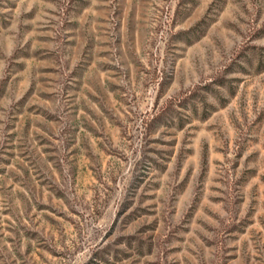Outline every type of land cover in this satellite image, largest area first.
Masks as SVG:
<instances>
[{
	"label": "rangeland",
	"instance_id": "1",
	"mask_svg": "<svg viewBox=\"0 0 264 264\" xmlns=\"http://www.w3.org/2000/svg\"><path fill=\"white\" fill-rule=\"evenodd\" d=\"M0 264H264V0H0Z\"/></svg>",
	"mask_w": 264,
	"mask_h": 264
}]
</instances>
